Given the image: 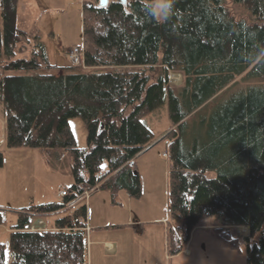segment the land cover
Listing matches in <instances>:
<instances>
[{
    "label": "trees",
    "instance_id": "trees-1",
    "mask_svg": "<svg viewBox=\"0 0 264 264\" xmlns=\"http://www.w3.org/2000/svg\"><path fill=\"white\" fill-rule=\"evenodd\" d=\"M82 3L85 67L51 73L57 66L44 56L39 34L18 25L17 0H0L5 144L59 148L74 178L61 202L17 209L10 260L0 242V264H88L86 204L54 229L35 230L33 222L88 190L108 191L113 203L121 190L139 197L140 176L130 163L162 140L172 161L169 252L178 254L197 227L209 226L226 247L242 253L245 245L247 264H264V0H175L164 23L148 15L145 0ZM95 67L107 71H79ZM170 72L183 75L181 86L169 82ZM242 75L240 95L202 115L200 108ZM167 99L172 127L158 140L141 117ZM75 116L87 120L90 150L76 145ZM239 226L248 235H233Z\"/></svg>",
    "mask_w": 264,
    "mask_h": 264
},
{
    "label": "rangeland",
    "instance_id": "rangeland-1",
    "mask_svg": "<svg viewBox=\"0 0 264 264\" xmlns=\"http://www.w3.org/2000/svg\"><path fill=\"white\" fill-rule=\"evenodd\" d=\"M83 0H17L18 25L21 28L29 30L31 33H38L42 41L43 54L52 65L57 68L48 69V72L57 73L59 68L69 72L72 65L67 51L69 48L81 45L83 42ZM238 9V7H235ZM238 13L242 11L239 9ZM35 48H41L38 43ZM19 55V57H28L29 50ZM50 70V71H49ZM85 71L89 73H101L107 71L105 68H88ZM13 73V72H12ZM174 73V74H173ZM180 76V80H176ZM175 76V77H173ZM174 79H173V78ZM239 76L235 81L224 89L214 100L206 106L201 107L202 115L207 114L210 109H223L231 100L240 95L247 85ZM169 82L176 86L183 84V75L181 73L170 72ZM141 120L158 137L172 127V120L169 114L168 99L163 105L154 111L141 117ZM70 128L75 136L76 145L81 149L90 150L88 141V123L83 116H75L69 119ZM0 151L4 154V165L0 168V207L3 210L5 221L0 224V242L8 244V232L18 219L17 209L28 207L30 204H39L51 201L61 202L63 197L61 192L63 188L69 187L73 182V173L71 169L70 157L66 152L59 148L42 150L41 148H10L5 144V110L4 102L0 94ZM167 141L157 142L148 151L141 154L142 157L152 158L157 165L155 169H147V173L141 169L138 170L137 160H135V171L142 179V193L138 196H131L127 190L126 196L118 193L115 196L116 206L118 204H130V198H134L135 203L143 204H164L169 205V171L172 166L171 158L162 156V153L168 150ZM169 152V151H167ZM145 159V158H144ZM143 161V160H142ZM208 176H215L214 171H209ZM142 176V177H141ZM61 191V192H60ZM90 191V190H88ZM106 190H93L92 195ZM60 192V195H59ZM110 195L108 203H113V197ZM82 204H87V200H76L65 210L58 213L47 215L49 222L55 225L58 218L71 215ZM108 214V213H107ZM212 217L206 218L211 221ZM110 220H115L111 218ZM36 221V220H35ZM41 223V222H40ZM38 223L37 225H39ZM40 226V225H39ZM241 227V228H240ZM246 231L242 226L232 229L235 236L243 237ZM195 235V241L207 244L219 243L217 238L210 230L209 226H204L195 230L191 236ZM241 253L232 252L229 255L218 253H207L203 256L190 261L186 264H247L246 247ZM7 263L10 260V252L7 246ZM186 261V260H185ZM178 263V262H177Z\"/></svg>",
    "mask_w": 264,
    "mask_h": 264
},
{
    "label": "crops",
    "instance_id": "crops-1",
    "mask_svg": "<svg viewBox=\"0 0 264 264\" xmlns=\"http://www.w3.org/2000/svg\"><path fill=\"white\" fill-rule=\"evenodd\" d=\"M164 153H168L167 148L162 156ZM136 160L140 174L141 169L147 173V169L157 168L151 157L139 155ZM140 180L142 183V179ZM120 193L126 196L124 191L121 190ZM109 198L108 191H103L91 195L87 200V223L90 228L87 232L88 264H186L207 253L229 255L237 252L226 247L220 239L219 243L207 244L195 241L193 235L184 249L173 255L168 247L169 205L137 204L134 198L129 197L130 204L116 206L117 204L108 203ZM111 218L115 220H110ZM40 221L38 229L55 228V225L44 217L40 218ZM246 228V231H242L243 234L248 233V227Z\"/></svg>",
    "mask_w": 264,
    "mask_h": 264
},
{
    "label": "clouds",
    "instance_id": "clouds-1",
    "mask_svg": "<svg viewBox=\"0 0 264 264\" xmlns=\"http://www.w3.org/2000/svg\"><path fill=\"white\" fill-rule=\"evenodd\" d=\"M174 2L175 0H145V8L148 15L157 23H164L173 14ZM259 59L260 57H257L256 62H259ZM49 256H51V253H49Z\"/></svg>",
    "mask_w": 264,
    "mask_h": 264
},
{
    "label": "built area",
    "instance_id": "built-area-1",
    "mask_svg": "<svg viewBox=\"0 0 264 264\" xmlns=\"http://www.w3.org/2000/svg\"><path fill=\"white\" fill-rule=\"evenodd\" d=\"M68 56L72 62V64L74 65H78V66H85L84 65V46L83 44L81 45H78V46H74V47H71L69 50H68ZM164 156L167 157V154L164 153ZM90 192L92 191H86L82 196L83 198H88L90 196ZM62 195H65L66 192L63 191L61 192ZM74 222L75 223H84L85 224V220L81 217H77L74 219ZM85 230L89 231V227L85 226L84 228Z\"/></svg>",
    "mask_w": 264,
    "mask_h": 264
},
{
    "label": "water",
    "instance_id": "water-1",
    "mask_svg": "<svg viewBox=\"0 0 264 264\" xmlns=\"http://www.w3.org/2000/svg\"><path fill=\"white\" fill-rule=\"evenodd\" d=\"M108 1H109V0H101V4H102V5H106V4L108 3ZM130 165H131V166H134V165H135V162L132 161V162L130 163ZM135 173H137V172L135 171Z\"/></svg>",
    "mask_w": 264,
    "mask_h": 264
},
{
    "label": "bare ground",
    "instance_id": "bare-ground-1",
    "mask_svg": "<svg viewBox=\"0 0 264 264\" xmlns=\"http://www.w3.org/2000/svg\"><path fill=\"white\" fill-rule=\"evenodd\" d=\"M109 2H110V1H109ZM173 74H174V73H173ZM175 76L178 77L176 80H178V79L180 78V76H178V75H175ZM175 76H173V77H175ZM173 77H172V78H173ZM173 79H174V78H173ZM179 80H180V79H179ZM246 227H247V226L242 227V228L246 230V229H247Z\"/></svg>",
    "mask_w": 264,
    "mask_h": 264
},
{
    "label": "flooded vegetation",
    "instance_id": "flooded-vegetation-1",
    "mask_svg": "<svg viewBox=\"0 0 264 264\" xmlns=\"http://www.w3.org/2000/svg\"><path fill=\"white\" fill-rule=\"evenodd\" d=\"M100 1H101V0H100ZM109 1H110V0H109ZM109 1H108V2H109Z\"/></svg>",
    "mask_w": 264,
    "mask_h": 264
}]
</instances>
